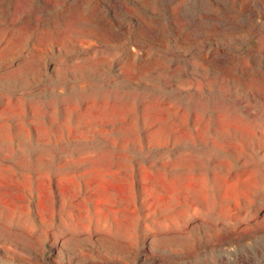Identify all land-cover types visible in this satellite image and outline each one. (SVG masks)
Returning a JSON list of instances; mask_svg holds the SVG:
<instances>
[{"label":"rangeland","instance_id":"rangeland-1","mask_svg":"<svg viewBox=\"0 0 264 264\" xmlns=\"http://www.w3.org/2000/svg\"><path fill=\"white\" fill-rule=\"evenodd\" d=\"M0 264H264V0H0Z\"/></svg>","mask_w":264,"mask_h":264}]
</instances>
